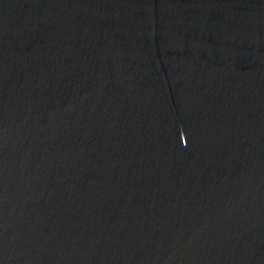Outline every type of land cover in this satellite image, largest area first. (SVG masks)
Wrapping results in <instances>:
<instances>
[{"label": "water", "instance_id": "water-1", "mask_svg": "<svg viewBox=\"0 0 264 264\" xmlns=\"http://www.w3.org/2000/svg\"><path fill=\"white\" fill-rule=\"evenodd\" d=\"M0 264H264V0H0Z\"/></svg>", "mask_w": 264, "mask_h": 264}]
</instances>
